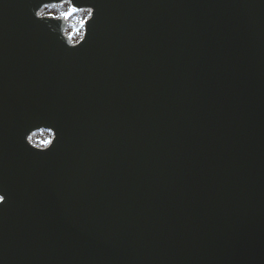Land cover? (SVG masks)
Listing matches in <instances>:
<instances>
[{"label":"water","instance_id":"obj_1","mask_svg":"<svg viewBox=\"0 0 264 264\" xmlns=\"http://www.w3.org/2000/svg\"><path fill=\"white\" fill-rule=\"evenodd\" d=\"M46 2L0 0V264H264V0H73L76 48Z\"/></svg>","mask_w":264,"mask_h":264},{"label":"clouds","instance_id":"obj_2","mask_svg":"<svg viewBox=\"0 0 264 264\" xmlns=\"http://www.w3.org/2000/svg\"><path fill=\"white\" fill-rule=\"evenodd\" d=\"M94 8L92 6H77L73 0H50V2L43 3L38 9L34 10L36 18H46L52 21H60L58 31L62 42L66 47L76 48L85 41L86 31L85 24L93 19ZM42 131L48 130L51 133L53 128L41 127ZM36 133L31 131L24 137L25 143L31 146L34 150L44 152L50 150L53 146V139H57V135L49 138L45 136L44 139L34 140ZM6 195L0 192V205L5 203Z\"/></svg>","mask_w":264,"mask_h":264},{"label":"rangeland","instance_id":"obj_3","mask_svg":"<svg viewBox=\"0 0 264 264\" xmlns=\"http://www.w3.org/2000/svg\"><path fill=\"white\" fill-rule=\"evenodd\" d=\"M45 136H48V137L50 136L51 138L52 135L49 132H38L36 133L34 140L36 141L42 140L45 138Z\"/></svg>","mask_w":264,"mask_h":264},{"label":"trees","instance_id":"obj_4","mask_svg":"<svg viewBox=\"0 0 264 264\" xmlns=\"http://www.w3.org/2000/svg\"><path fill=\"white\" fill-rule=\"evenodd\" d=\"M49 138H50V136H49Z\"/></svg>","mask_w":264,"mask_h":264}]
</instances>
